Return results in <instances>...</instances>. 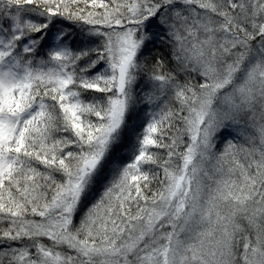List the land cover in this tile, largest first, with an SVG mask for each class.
I'll return each instance as SVG.
<instances>
[{
    "label": "snow or ice",
    "instance_id": "6c2138e0",
    "mask_svg": "<svg viewBox=\"0 0 264 264\" xmlns=\"http://www.w3.org/2000/svg\"><path fill=\"white\" fill-rule=\"evenodd\" d=\"M0 264H264V0H0Z\"/></svg>",
    "mask_w": 264,
    "mask_h": 264
},
{
    "label": "rangeland",
    "instance_id": "374dc122",
    "mask_svg": "<svg viewBox=\"0 0 264 264\" xmlns=\"http://www.w3.org/2000/svg\"><path fill=\"white\" fill-rule=\"evenodd\" d=\"M149 47L151 49L150 53L148 54V59L150 61L151 57L153 55H155L156 54V51H159V49L162 46H160V45H155V46L150 45ZM164 50L168 51L167 49H164ZM171 64L173 65V67L175 66V62L174 61H171ZM137 91H139V88L137 89ZM138 107L141 110V115H142L143 114L142 113V109L144 108V105L141 104ZM135 119H136V116L134 114L133 115V120H135ZM256 123L258 124L259 121H257ZM240 127H243L246 130V132H247L248 135H256L255 129L253 127H251L248 123L242 122L241 125H240ZM233 136L236 137V141H235L236 143H238L240 145H243L244 147H249L250 146L249 142L245 139V136L244 135L239 134V133H236V132H233ZM255 143H256V145L258 147L259 146V140H258V138L255 140ZM125 154L127 155V153H125ZM206 167L211 172V162L208 165H206ZM240 223H241L242 228H244L246 231H248L254 237V233H255L254 228L252 226H250L246 220H241Z\"/></svg>",
    "mask_w": 264,
    "mask_h": 264
},
{
    "label": "trees",
    "instance_id": "16d2710c",
    "mask_svg": "<svg viewBox=\"0 0 264 264\" xmlns=\"http://www.w3.org/2000/svg\"><path fill=\"white\" fill-rule=\"evenodd\" d=\"M161 49V48H160ZM160 49H159V51H156V54L158 53V52H160ZM155 54V55H156ZM160 54H162V55H168V51H166V50H163V52H160ZM154 56V55H153ZM152 58V57H151ZM150 61H151V59H150ZM169 67H173V65L171 64V62L169 63V65H168Z\"/></svg>",
    "mask_w": 264,
    "mask_h": 264
}]
</instances>
